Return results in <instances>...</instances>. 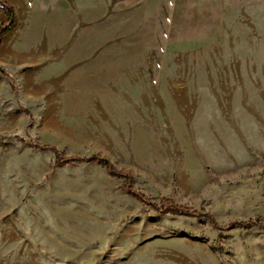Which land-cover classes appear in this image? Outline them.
Listing matches in <instances>:
<instances>
[{
    "label": "rangeland",
    "instance_id": "374dc122",
    "mask_svg": "<svg viewBox=\"0 0 264 264\" xmlns=\"http://www.w3.org/2000/svg\"><path fill=\"white\" fill-rule=\"evenodd\" d=\"M225 1L223 39L175 52L144 42L135 9L22 20L18 69L0 65V264H264V229L161 214L105 166L32 145L101 152L221 226L264 224V0Z\"/></svg>",
    "mask_w": 264,
    "mask_h": 264
},
{
    "label": "crops",
    "instance_id": "0c3cea01",
    "mask_svg": "<svg viewBox=\"0 0 264 264\" xmlns=\"http://www.w3.org/2000/svg\"><path fill=\"white\" fill-rule=\"evenodd\" d=\"M16 8L18 23L2 38L0 65L15 72L22 38L16 30L35 11L66 17L70 12L135 9L140 15L144 42L156 50L184 51L220 42L226 29L225 0H8ZM8 19L0 8V24ZM156 48V49H155Z\"/></svg>",
    "mask_w": 264,
    "mask_h": 264
},
{
    "label": "trees",
    "instance_id": "16d2710c",
    "mask_svg": "<svg viewBox=\"0 0 264 264\" xmlns=\"http://www.w3.org/2000/svg\"><path fill=\"white\" fill-rule=\"evenodd\" d=\"M0 8L4 9L8 16L7 21L0 25V45H1L2 38L4 37V35H6L10 30H12L16 26L17 14H16L15 6L8 0H0ZM0 71L4 72L1 66H0ZM32 145L43 151H51L55 154L56 159L53 167H61L72 163H88V164L98 163L105 166L108 174H110L111 176L123 178L126 181V185L123 188V190L126 193L136 197L139 201H141L147 206H151L161 214L177 213V214H191L196 216H203L206 219H208L214 226L220 227L222 229H229L235 227H243L245 229L258 227L260 229H264V224L260 220L234 221L226 226H221L209 213H205V212L192 213L191 212L192 209L190 207L180 205L172 200L165 198L162 199L160 202H156L154 199L146 196L143 192L133 187L134 177L132 170L119 169L109 156L101 152L94 153L89 156H81V155L66 156L56 146L42 145L41 143H33ZM143 210L144 209H142V211Z\"/></svg>",
    "mask_w": 264,
    "mask_h": 264
}]
</instances>
